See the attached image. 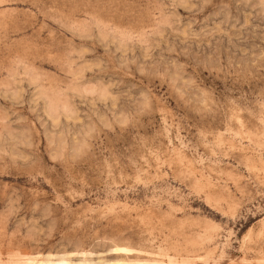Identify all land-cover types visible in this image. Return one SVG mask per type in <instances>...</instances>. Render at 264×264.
<instances>
[{"label": "rangeland", "instance_id": "1", "mask_svg": "<svg viewBox=\"0 0 264 264\" xmlns=\"http://www.w3.org/2000/svg\"><path fill=\"white\" fill-rule=\"evenodd\" d=\"M0 264H264V0H0Z\"/></svg>", "mask_w": 264, "mask_h": 264}, {"label": "bare ground", "instance_id": "2", "mask_svg": "<svg viewBox=\"0 0 264 264\" xmlns=\"http://www.w3.org/2000/svg\"><path fill=\"white\" fill-rule=\"evenodd\" d=\"M62 261V260H61Z\"/></svg>", "mask_w": 264, "mask_h": 264}]
</instances>
